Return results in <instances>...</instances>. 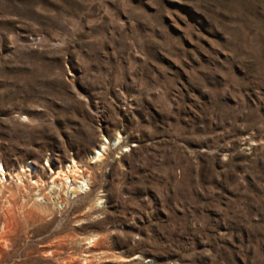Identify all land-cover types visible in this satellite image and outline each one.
Instances as JSON below:
<instances>
[{
	"label": "rangeland",
	"instance_id": "1",
	"mask_svg": "<svg viewBox=\"0 0 264 264\" xmlns=\"http://www.w3.org/2000/svg\"><path fill=\"white\" fill-rule=\"evenodd\" d=\"M0 162V264H264V0H0Z\"/></svg>",
	"mask_w": 264,
	"mask_h": 264
},
{
	"label": "bare ground",
	"instance_id": "2",
	"mask_svg": "<svg viewBox=\"0 0 264 264\" xmlns=\"http://www.w3.org/2000/svg\"><path fill=\"white\" fill-rule=\"evenodd\" d=\"M116 141L117 140H114L113 142H112V145H114L115 143H116ZM103 149V144H101L98 148H96L95 150H94V152H93V154H92V157L93 158H95V157H97L101 152V150ZM76 169L78 170V168H76V166H75V163L73 162V161H71L70 163H68V164H66V166H65V169L62 171V172H60L59 170L56 172V174H57V176H59L60 175V173H62L60 176H59V179H60V181L61 182H66L67 183V185H69L70 184V179H71V177H73L72 176V174H71V172L73 173V172H76ZM23 170L26 172V174H28V173H30V171H31V165L30 164H27L26 166H24V168H23ZM4 172H5V169H4V167H3V165L1 164V162H0V180H4ZM19 172V171H18ZM18 173L16 172L15 173V175H14V177H15V180L17 181L18 179H19V177H18ZM20 181V180H19ZM36 181V183L37 182H39V181H37V180H35ZM2 182V181H1ZM85 179H83V180H81V182L78 184V185H73L72 183V187L73 186H76L78 189H82L83 187H85ZM62 185V184H61Z\"/></svg>",
	"mask_w": 264,
	"mask_h": 264
}]
</instances>
